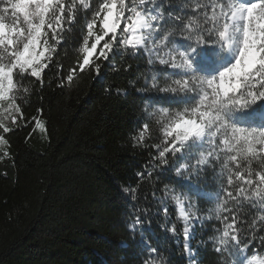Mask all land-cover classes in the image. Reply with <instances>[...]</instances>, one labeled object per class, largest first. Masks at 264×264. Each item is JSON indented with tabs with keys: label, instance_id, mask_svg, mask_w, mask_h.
Here are the masks:
<instances>
[{
	"label": "snow or ice",
	"instance_id": "snow-or-ice-1",
	"mask_svg": "<svg viewBox=\"0 0 264 264\" xmlns=\"http://www.w3.org/2000/svg\"><path fill=\"white\" fill-rule=\"evenodd\" d=\"M82 13L86 32L69 85L78 72L99 76L104 61L116 70L117 54L148 53L153 67L136 88L145 115L131 139L156 152L137 176L159 169L157 179L177 178L157 197V215L167 218V201L175 203L188 264H202L191 241L193 223L205 219L219 222L208 239L220 264H264V0H0V148L10 146L22 105L43 87ZM210 174L217 190L203 208L200 185ZM123 191L137 199L135 188ZM146 223L150 210L141 209L129 224L150 254L144 264H171L144 235Z\"/></svg>",
	"mask_w": 264,
	"mask_h": 264
},
{
	"label": "trees",
	"instance_id": "trees-1",
	"mask_svg": "<svg viewBox=\"0 0 264 264\" xmlns=\"http://www.w3.org/2000/svg\"><path fill=\"white\" fill-rule=\"evenodd\" d=\"M83 15L58 48L55 64L45 70L43 87L37 83L22 105L19 128L7 134L10 146L0 148V264H144L150 254L139 230L129 228L141 209L150 210L151 225H144V235L153 246L171 264H188L184 222L175 203L167 201V218L163 212L157 215L163 207L157 197L177 178L167 173L157 179L159 169L150 177L137 176L150 167L149 153L156 152L154 147H133L131 139L145 115L136 88L153 67L148 53L117 54L116 70L104 61L99 76L78 72L69 85L66 76L79 59L86 32ZM61 74L63 88L58 86ZM129 186L137 199L123 191ZM200 187L204 196L199 206H212L217 186L211 174ZM217 226L216 220L193 223L191 245L202 264H220L208 239Z\"/></svg>",
	"mask_w": 264,
	"mask_h": 264
}]
</instances>
